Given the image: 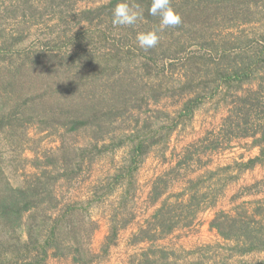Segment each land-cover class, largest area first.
<instances>
[{
	"label": "rangeland",
	"instance_id": "1",
	"mask_svg": "<svg viewBox=\"0 0 264 264\" xmlns=\"http://www.w3.org/2000/svg\"><path fill=\"white\" fill-rule=\"evenodd\" d=\"M112 1L0 0V44L8 43L20 34L27 37L14 48L15 53L7 52V65L14 62L18 51L27 53L30 46L53 53L84 48L86 51L80 52L79 56H72L73 62L68 68L71 69L70 80L62 78L66 83H76L86 90L92 86L91 93L98 90L107 96L115 80L123 79L136 86L138 101L126 113L125 122L116 125L118 133L123 129L127 144L101 156L73 187L58 182L56 192L59 196L69 201H86L95 192L102 196L114 175L128 163L132 141L147 138L160 141L151 146L131 179H125L112 195L103 196L101 202L90 209L93 218L99 222L92 241V250L99 255L94 264L264 261V251L237 254L235 241L223 239L210 226L216 213L223 211L264 231V184L259 186V192L253 188L264 180V164L244 172L235 166L236 162H247L259 154V149L252 147L251 138L233 140L217 151L201 152V160L184 166L179 179L166 176L170 186L159 202L154 204L150 199L155 180L175 167L189 145L217 133L228 116L237 100L236 89L225 87L219 80L218 85L222 88L215 96L210 94L216 85L215 78L225 74L234 55L253 54L263 45L264 0H172V6L180 8L176 12L183 23L160 34L155 49L157 57L162 55L164 58V67L161 61H157V65L148 63V50L141 49L135 39L137 32L156 27L159 19L144 14V19L134 27H113L112 9H104ZM135 2L144 10L142 0ZM90 11L91 16H87L85 13ZM105 66L102 75L101 69ZM92 71L98 72L100 77L94 78L93 73L90 78ZM49 81L62 82L58 79ZM193 98H197V107L191 119L184 118L178 122V128L170 131L179 110ZM162 126H167L165 133L169 132V137L157 133ZM60 133L39 131L36 126L27 128L28 137L33 140L30 145L38 146L36 151L40 154L60 145ZM79 141L81 145L88 143L82 138ZM34 156L31 148L25 150L17 163L24 166L20 174L29 176L35 172L30 163L22 160L30 161ZM251 187L252 191L248 192ZM197 189L200 194L209 193V197L199 207L191 209L199 212L189 226L185 225L188 222L185 220L164 238L133 244L134 235L139 229L148 227L164 201L175 209V214L188 211L187 208L182 210L180 204H186ZM213 196L218 197L215 205L210 207L208 204ZM125 222L126 227L121 228ZM113 225L119 227L117 239L108 253L102 255L101 247ZM55 261L50 259L48 264H70V259Z\"/></svg>",
	"mask_w": 264,
	"mask_h": 264
},
{
	"label": "trees",
	"instance_id": "2",
	"mask_svg": "<svg viewBox=\"0 0 264 264\" xmlns=\"http://www.w3.org/2000/svg\"><path fill=\"white\" fill-rule=\"evenodd\" d=\"M142 1L146 4L144 14L152 17L148 14L151 0ZM118 2L114 0L104 9H113ZM85 14L91 16V11ZM26 38L20 34L8 43L3 41L0 44V264H47L51 258L70 259L73 264H94L99 255L92 250V241L99 222L93 218L90 209L101 202L103 196L112 195L125 179H131L151 146L160 141L150 138L132 141L128 163L114 175L102 196L95 192L86 201H69L59 196L56 192L58 182L73 187L101 156L127 144L123 129L118 133L116 125L125 122L126 113L138 101L136 86L123 79L115 80L107 96L98 90L91 93L92 86L86 90L76 83H66L62 78L70 80L71 69L68 68L73 62L72 56H79L80 52L86 51L84 48L53 53L30 46L27 53L18 51L14 62L7 65V52L15 53L14 48ZM147 54L148 63L157 65V61H161L164 67V58L162 55L157 57L155 48L149 49ZM234 56L225 74L215 78L216 85L210 96H215L222 88L218 85L221 80L225 87L236 89L237 100L217 133L189 145L175 167L155 180L150 197L152 203L159 202L168 191L170 185L166 176L179 179L184 166L201 160V152L217 151L233 140L251 138L252 147L259 149L256 157L235 163L240 172L264 164V43L253 54ZM105 71L106 66L101 69L102 75ZM93 75L94 78L100 77L95 71L90 78ZM51 79L62 82L52 83ZM196 99L185 102L170 131L178 128V122L184 118L191 119L197 107ZM32 126L39 131H60V145L38 153V146L31 147L33 140L27 134V128ZM166 130L167 126H162L157 133L169 137ZM80 138L88 143L81 145ZM30 148L35 152L34 159L22 160L30 163L35 172L27 176L19 173L24 166L17 163ZM261 184L264 180L253 188L259 192ZM247 190L251 192L252 187ZM208 197L209 193L200 194L197 189L186 204H180L181 209L187 208L188 211L176 214L175 209L164 201L148 222V227L139 229L134 235L133 244L164 238L185 220L188 221L185 225L189 226L199 212L191 209L199 207ZM217 197L213 196L208 206L213 207ZM126 225L127 222L121 228ZM210 226L223 239L235 241L234 249L239 255L264 251V231L259 226L223 211L216 213ZM118 231L119 227L111 226L101 247L102 255H106L115 244ZM240 264H264V261Z\"/></svg>",
	"mask_w": 264,
	"mask_h": 264
},
{
	"label": "clouds",
	"instance_id": "3",
	"mask_svg": "<svg viewBox=\"0 0 264 264\" xmlns=\"http://www.w3.org/2000/svg\"><path fill=\"white\" fill-rule=\"evenodd\" d=\"M148 14L157 17L159 23L150 30L137 32L136 42L145 51L158 45L160 34L166 29L182 24V17L173 8L172 0H151ZM111 19L113 27H134L144 19V10L135 0H119L112 9Z\"/></svg>",
	"mask_w": 264,
	"mask_h": 264
},
{
	"label": "crops",
	"instance_id": "4",
	"mask_svg": "<svg viewBox=\"0 0 264 264\" xmlns=\"http://www.w3.org/2000/svg\"><path fill=\"white\" fill-rule=\"evenodd\" d=\"M51 259H53V260H56L55 262H57V263H59L60 261H61V259H56V258H51ZM49 261H50V259H49ZM48 261V262H49ZM70 262V264H73L72 262H71V260L69 261ZM48 264V263H47Z\"/></svg>",
	"mask_w": 264,
	"mask_h": 264
}]
</instances>
